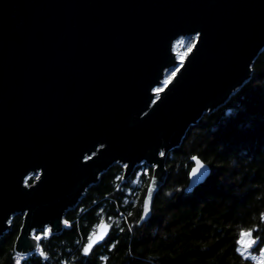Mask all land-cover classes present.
Here are the masks:
<instances>
[{"label":"water","instance_id":"95a60500","mask_svg":"<svg viewBox=\"0 0 264 264\" xmlns=\"http://www.w3.org/2000/svg\"><path fill=\"white\" fill-rule=\"evenodd\" d=\"M263 49L264 0H0V239L20 215L15 251L35 252V234L60 232L115 163L123 180L152 168L145 222L168 152L250 78ZM192 162L187 192L210 172Z\"/></svg>","mask_w":264,"mask_h":264},{"label":"trees","instance_id":"16d2710c","mask_svg":"<svg viewBox=\"0 0 264 264\" xmlns=\"http://www.w3.org/2000/svg\"><path fill=\"white\" fill-rule=\"evenodd\" d=\"M194 157L210 172L187 192ZM143 168L146 173H136ZM165 171L150 216L140 225L152 176L145 164L126 180L123 167L113 164L65 214V227L41 237L30 254L15 251L22 217L13 216L0 239V264H255L239 252L238 241L250 231L251 249L264 245V49L250 78L168 152ZM100 222L108 231L90 244Z\"/></svg>","mask_w":264,"mask_h":264},{"label":"rangeland","instance_id":"374dc122","mask_svg":"<svg viewBox=\"0 0 264 264\" xmlns=\"http://www.w3.org/2000/svg\"><path fill=\"white\" fill-rule=\"evenodd\" d=\"M193 42H194V37H187V38L185 37V38L178 39L174 43V51L176 52L177 59L180 62L184 60ZM182 44L185 46V49L181 47V50L177 51V47L181 46ZM179 64L166 71L161 85L155 88L154 91H159L164 88V86L170 81L172 76L175 74ZM146 172H147L146 168H143V169H139L136 173L140 174V173H146ZM32 176L34 179L36 178V175H32ZM137 180L138 179L135 180V183H139ZM107 231H108V225L105 222L98 223L93 229V232L90 236L89 243L93 244V243L100 241L106 235ZM238 244H239V252H241V254L244 257L251 259L255 264H264V245L257 251H253L251 248L254 245V239L250 231L241 232Z\"/></svg>","mask_w":264,"mask_h":264},{"label":"built area","instance_id":"2783aa9c","mask_svg":"<svg viewBox=\"0 0 264 264\" xmlns=\"http://www.w3.org/2000/svg\"><path fill=\"white\" fill-rule=\"evenodd\" d=\"M50 233V230L48 227L43 228V230L40 232V235H37L36 238L39 240L41 237H45Z\"/></svg>","mask_w":264,"mask_h":264}]
</instances>
